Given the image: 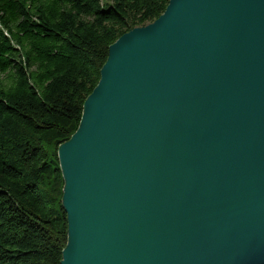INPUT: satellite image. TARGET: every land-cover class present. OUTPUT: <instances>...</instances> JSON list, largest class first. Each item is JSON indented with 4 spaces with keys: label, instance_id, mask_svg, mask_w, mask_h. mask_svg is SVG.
<instances>
[{
    "label": "water",
    "instance_id": "water-1",
    "mask_svg": "<svg viewBox=\"0 0 264 264\" xmlns=\"http://www.w3.org/2000/svg\"><path fill=\"white\" fill-rule=\"evenodd\" d=\"M58 155L61 264H264V0L120 36Z\"/></svg>",
    "mask_w": 264,
    "mask_h": 264
},
{
    "label": "trees",
    "instance_id": "trees-1",
    "mask_svg": "<svg viewBox=\"0 0 264 264\" xmlns=\"http://www.w3.org/2000/svg\"><path fill=\"white\" fill-rule=\"evenodd\" d=\"M169 0H0V264H61L58 150L77 131L109 47Z\"/></svg>",
    "mask_w": 264,
    "mask_h": 264
}]
</instances>
